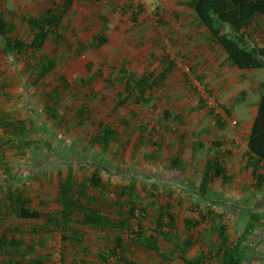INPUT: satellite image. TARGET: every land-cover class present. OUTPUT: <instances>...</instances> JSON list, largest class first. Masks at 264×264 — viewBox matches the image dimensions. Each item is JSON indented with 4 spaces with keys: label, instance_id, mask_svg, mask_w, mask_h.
I'll list each match as a JSON object with an SVG mask.
<instances>
[{
    "label": "rangeland",
    "instance_id": "rangeland-1",
    "mask_svg": "<svg viewBox=\"0 0 264 264\" xmlns=\"http://www.w3.org/2000/svg\"><path fill=\"white\" fill-rule=\"evenodd\" d=\"M55 1L56 5L62 3V0ZM109 1L86 4L74 0L63 22L68 29L62 40L59 43L49 40L42 51L54 61L56 68L39 86H31L25 59H12L2 52L0 45V118L28 124L34 120V124L43 129L40 134L29 137L31 153L20 149L16 153L5 150L0 154V233L9 227L11 238L23 247H34V254L40 257L42 264H123L117 258L103 263L97 257L112 249V233L102 235L83 229L78 236H68L47 219L59 209V184L66 176L67 166L72 167L77 181L88 178L98 169L104 188L98 192L87 191L88 206L97 211L116 218L124 215L128 207L121 191L131 187L137 214L131 225L139 221L145 229H151L158 207L171 205L176 221L173 243H160L159 253L135 246L128 233L116 232L123 239L127 248L125 257L131 262L184 264L181 258L192 260L200 251H210L205 264H221L219 257L214 256L217 243L212 226L201 223L192 227L186 221L197 220L200 212L220 214L227 234L234 238L246 226L245 217L250 216L241 210H251L258 213L261 220L247 237L249 249L245 251L246 259L242 264H264V188L261 193L250 188H235L232 183L225 188V183L218 180L211 184L208 198L215 201L211 202L214 204L211 208L197 197L198 170L202 162L192 160L194 153L187 139L197 136L196 129L209 111L214 110L208 103L220 105L193 77L192 71H186L188 64L172 53L170 45L157 38L156 31L145 27L150 20L156 22L158 9L156 14H148L133 0L135 8H140L146 19L135 27L122 29L116 27V1L114 4ZM144 3L152 6L154 0H144ZM156 3L158 8V0ZM1 8L0 0V11ZM39 13L18 9L13 14L5 13L4 17L14 25V36L26 40L31 32L21 18ZM96 35L106 38L107 43L93 49L89 45ZM153 37L158 44L153 43ZM164 57H175V67L149 99L142 105L128 102L114 111L116 95L125 91L123 78L133 81L144 72L157 75L163 70L161 59ZM53 87L61 92L60 121L55 123L47 119L40 95L41 91ZM100 124L116 133L115 141L107 150L97 142L92 144L101 134ZM230 124L235 127L234 123ZM180 157L186 166L171 168L170 162ZM232 176H238L243 183L250 179L246 173ZM13 190L28 193L30 207L39 210L42 217L21 220L12 212L7 213L6 195ZM250 194H254L251 202L238 198ZM184 239L194 241L195 245L181 253ZM175 245L177 248L173 250ZM30 257L28 254L23 263ZM2 260L3 264H8L19 260V255L10 251Z\"/></svg>",
    "mask_w": 264,
    "mask_h": 264
},
{
    "label": "trees",
    "instance_id": "trees-1",
    "mask_svg": "<svg viewBox=\"0 0 264 264\" xmlns=\"http://www.w3.org/2000/svg\"><path fill=\"white\" fill-rule=\"evenodd\" d=\"M72 1L62 0L61 5L46 8L37 18L22 19L31 32L26 40L15 37L14 25L0 14L2 52L12 59L21 57L25 59V70L29 74L32 87L43 83L56 68L54 61L43 55L42 51L49 40L59 43L64 33L67 32L68 26L63 22L72 6ZM188 6L198 23L205 28L210 42L223 51L231 66L241 71L264 69V0H191ZM106 43V38L96 35L89 47L97 49ZM161 63L164 69L157 75L153 72H144L133 81L123 78L125 91L116 95L113 110L122 108L128 102L135 105L144 104L174 68V63L167 57H164ZM60 79L63 83L64 79L62 77ZM60 93L59 89L55 87L40 92L44 105L43 111L52 123L60 121ZM30 121L28 124L13 121L7 117L0 118V130H2L3 136L0 138V154H3L5 150L13 153L20 149H26L30 153L33 151L32 143L28 139L34 133L40 134L43 129L38 128L34 124V120ZM99 127L101 134L96 137L97 139L92 140V144L97 142L103 150H107L115 141L116 133L103 124H100ZM214 148L217 149L218 145L215 144ZM247 157L256 168L260 163L264 165V95L257 103L256 116L247 139ZM181 166V162L177 159H173L170 163L171 168ZM99 173L98 169H94L88 178L77 181L72 167L67 166L66 176L59 184L57 203L60 210L54 215L48 216V221L63 231L73 224L79 228L93 227L102 231L113 230L119 233H128L130 241L135 246L152 253H159L160 243L170 245L173 243L176 221L171 212V205L168 203L158 207L151 229H145L139 221H136L134 226L131 225V222L135 221L137 217L134 205L135 196L131 187H125L121 191L128 208L124 215H118L116 219L101 215L95 207L88 206V189L98 192L104 188ZM253 175L256 178V189L260 191L264 185V176ZM213 179H220L223 183L228 181V177L221 167L217 151L205 161L202 181L198 188L200 200L210 201L207 199V195L210 193L208 184ZM28 195V193L21 194L18 190L9 191L6 195L9 204L7 213L12 212L15 217L21 220L39 219L41 212L30 207ZM205 204L208 209L214 205L210 202ZM242 212L250 216L246 217L248 221L244 229L234 238L227 234V228L222 224V215L220 214L200 212L197 220H187L186 224L192 227H197L201 223L210 224L216 235L217 243L214 256L219 257L221 264H242L246 259L245 251L249 249L246 244L247 237L261 220L257 217L258 213L251 210H242ZM11 234L12 230L9 227L1 230L0 264H3V255L7 256L10 251L18 254L19 260L8 264H24L23 261L28 254H31V257L26 264H42L43 261L34 254V247L31 245L23 247L19 241L11 238ZM112 241V249L104 254H98V259L104 263L109 259L117 258L123 264H135L125 257L127 248L118 233ZM194 245V241L184 239L181 242V253H185ZM206 245H208L207 242ZM176 248L175 245L173 250ZM209 255H211L210 251H200L196 258L192 260L181 258V261L184 264H205Z\"/></svg>",
    "mask_w": 264,
    "mask_h": 264
},
{
    "label": "crops",
    "instance_id": "crops-1",
    "mask_svg": "<svg viewBox=\"0 0 264 264\" xmlns=\"http://www.w3.org/2000/svg\"><path fill=\"white\" fill-rule=\"evenodd\" d=\"M79 1L87 4L96 3L98 0ZM115 1L116 27L122 29L135 27L146 19L142 16V10L135 8L133 0H110L109 2L114 4ZM190 1L158 0L156 22L150 20L149 24H144L147 29L156 31L157 38H160L166 45H170L172 53L179 55L183 62L186 63L185 65L188 64L186 67L188 71H192L193 77L199 81L208 94L216 99L220 105V109L224 113L221 114L216 110L209 111L208 117L204 118L202 124L196 129L197 136L187 139V142H190L189 147L194 153L192 160L197 161L199 159L202 162L198 170V188L202 181L205 161L211 158L215 151H217L221 167L228 177V181L224 185L225 188L229 187L232 183V186L235 188L237 186L244 189L250 188L261 193L264 185L258 191L256 189V178L253 174L264 176V165L260 163L256 168V166H253V162L248 160L247 139L256 116L257 103L260 97L264 95V69L241 71L231 66L226 60L223 51L210 42L205 28L196 20L195 15L188 6ZM55 3V0H1L2 10L0 14L3 16L5 13L13 14L16 10L22 9L29 13L31 11L40 13L34 17H22L21 19L37 18L46 8L53 5L56 6ZM100 17L103 18L104 16ZM157 38L153 37L152 40H157ZM153 43L155 45L158 44L155 41ZM168 59L175 64V57H169ZM173 69L167 76L171 74ZM204 114L202 113L201 115ZM230 123H234L235 127H232ZM186 137L188 136H184V138ZM215 144L218 145L217 149L214 148ZM177 160L182 164L181 167L177 168H184L186 166L183 158L180 157ZM243 173H246L250 178L244 183L240 182L238 176H232L233 174ZM218 180L222 182L220 179L210 180L208 184L209 192L211 191L212 182ZM209 194L207 195V199L210 201L206 202H215L211 201V198H208ZM253 196L254 194H250L248 197L238 196V198L240 201L246 200L247 203L248 200L249 202L252 201ZM197 197L199 199V195ZM59 210L60 206L55 213ZM98 212L111 219H116V216L111 217L108 214ZM83 229L95 230L101 232L102 235L112 233L110 242H113V237L116 235V231L113 230L102 231L93 227L79 228L73 226V224H70L64 231L68 233V236L71 234L78 236ZM83 236L89 237L87 234H83Z\"/></svg>",
    "mask_w": 264,
    "mask_h": 264
},
{
    "label": "built area",
    "instance_id": "built-area-1",
    "mask_svg": "<svg viewBox=\"0 0 264 264\" xmlns=\"http://www.w3.org/2000/svg\"><path fill=\"white\" fill-rule=\"evenodd\" d=\"M138 6H140L141 8H144L146 9V13L148 14H156V9H157V3H156V0H154V4L152 6H146L145 3H144V0H134ZM186 71H188V69H186ZM210 105V108L214 109V110H220L219 106L214 103V102H209L208 103ZM221 114H224L222 111L219 112Z\"/></svg>",
    "mask_w": 264,
    "mask_h": 264
}]
</instances>
